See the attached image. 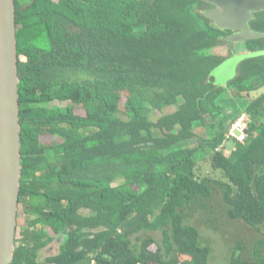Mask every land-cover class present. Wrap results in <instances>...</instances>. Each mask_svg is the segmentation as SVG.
Returning <instances> with one entry per match:
<instances>
[{"label": "trees", "instance_id": "1", "mask_svg": "<svg viewBox=\"0 0 264 264\" xmlns=\"http://www.w3.org/2000/svg\"><path fill=\"white\" fill-rule=\"evenodd\" d=\"M15 6L26 224L11 264H208L212 248L190 220L217 190L228 219L264 230V55L225 86L209 82L226 58L212 53L225 41L208 3ZM252 25L264 32V11ZM248 47L264 51V37ZM243 115L245 139L228 150ZM207 155L222 180L198 174ZM57 238L59 252L42 257ZM228 264H264V237L238 243Z\"/></svg>", "mask_w": 264, "mask_h": 264}, {"label": "water", "instance_id": "2", "mask_svg": "<svg viewBox=\"0 0 264 264\" xmlns=\"http://www.w3.org/2000/svg\"><path fill=\"white\" fill-rule=\"evenodd\" d=\"M203 1L213 6L204 15L216 27L239 31L226 40L262 37L250 29L249 21L264 11V0ZM17 43L15 0H0V264H11L15 257L22 177Z\"/></svg>", "mask_w": 264, "mask_h": 264}, {"label": "rangeland", "instance_id": "3", "mask_svg": "<svg viewBox=\"0 0 264 264\" xmlns=\"http://www.w3.org/2000/svg\"><path fill=\"white\" fill-rule=\"evenodd\" d=\"M216 55H228L226 48H219L212 51ZM233 56L227 61H225L220 67L216 68L214 72L209 77V82L218 85L225 86L228 81L233 79L237 75L238 65L250 54L242 56ZM260 92V90H259ZM258 92V93H259ZM256 93V91L254 92ZM257 93V95H258ZM233 97V94L229 90L227 95ZM254 96V95H252ZM253 97H246L243 99L244 102H249ZM65 105L66 103H59ZM229 106V105H228ZM173 108H166L165 112H172ZM83 113V112H81ZM159 116L158 112H153L152 117L156 119ZM207 123H212V118L210 116L206 117ZM198 135L201 137H207V130L203 127L198 128ZM239 135V132L236 131ZM198 138H193L188 141V146L194 148L199 144ZM233 141L228 143V150L232 147ZM198 174L201 177H212L217 180H222L221 172L215 171L211 166L210 155H207L200 159L198 164ZM118 183V182H117ZM209 210H201L196 213L195 216L190 220L191 224L196 226L201 234V241L203 244L210 245L212 252L209 258L208 264H228L233 249L238 245V243H243L249 246L255 239L264 237V230L261 232L251 228L242 221H233L226 217L224 210V201L222 199L221 193L217 190L214 192L213 197L208 201ZM87 214V210L83 211ZM26 222V217L24 216L23 210L19 205L18 209V224L16 240L20 239L19 231L23 229ZM149 235L161 240V232H150ZM59 243L53 244L51 248H46L42 250V257L47 255H52L57 252Z\"/></svg>", "mask_w": 264, "mask_h": 264}, {"label": "flooded vegetation", "instance_id": "4", "mask_svg": "<svg viewBox=\"0 0 264 264\" xmlns=\"http://www.w3.org/2000/svg\"><path fill=\"white\" fill-rule=\"evenodd\" d=\"M211 8H213L212 5H210L207 9H211ZM260 12H263V11H260ZM257 13H259V12H257ZM257 13H254L253 14V18L249 21V27H250V29L252 31L261 33L262 34V37H260V38H263L264 37V32H262V31L260 32L259 30L255 29L254 27L252 29V26H253L252 25V22L255 19V15ZM222 32L223 33L220 36V38H222L225 41V43H223L221 45H217L216 47H214L212 49V51L215 50L216 48L217 49H219V48H226V50L228 51V53H227L228 55H226V56H224V55H218V56L225 57L226 58L225 61H227L228 59L231 60V58L233 56H236V54H238L237 56H242V55L250 54L252 57H256L258 55L259 56L264 55V51H262V50H255V51H253V50L249 49V47H248V44L250 42L259 40L260 38H256V39H252V40H245V41H242V42H231V41L226 40V38H230V37L236 36L239 33V31H232V30H226V29H224V30H222ZM259 51H262V52L261 53H258ZM213 55H216V54H213ZM246 59L247 58H245L244 60H246ZM238 68H239V65H238ZM237 74H238V71H237ZM57 239H59L60 242H61V238H57ZM52 243H54V242H52ZM59 247H60V243H59ZM59 247H58L57 253L59 252Z\"/></svg>", "mask_w": 264, "mask_h": 264}, {"label": "built area", "instance_id": "5", "mask_svg": "<svg viewBox=\"0 0 264 264\" xmlns=\"http://www.w3.org/2000/svg\"><path fill=\"white\" fill-rule=\"evenodd\" d=\"M246 127V121H245V115H243L241 118H239L231 127L229 133L227 134V140L225 141L223 146L228 145L229 139H237L239 141H243L245 139V132L244 129ZM239 132V135L236 133ZM221 146V148L223 147Z\"/></svg>", "mask_w": 264, "mask_h": 264}, {"label": "crops", "instance_id": "6", "mask_svg": "<svg viewBox=\"0 0 264 264\" xmlns=\"http://www.w3.org/2000/svg\"><path fill=\"white\" fill-rule=\"evenodd\" d=\"M55 243H60V240H59V239H56V240L54 241V243L49 244L47 248H51L53 244L55 245ZM45 249H46V248H45ZM41 254H42V252H41ZM56 254H57V252L54 253V254H52V255H56ZM47 256H50V255H47Z\"/></svg>", "mask_w": 264, "mask_h": 264}]
</instances>
